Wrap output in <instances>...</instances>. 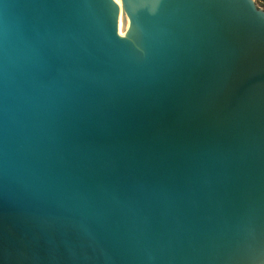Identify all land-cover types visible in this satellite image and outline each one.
<instances>
[{
  "label": "water",
  "instance_id": "obj_1",
  "mask_svg": "<svg viewBox=\"0 0 264 264\" xmlns=\"http://www.w3.org/2000/svg\"><path fill=\"white\" fill-rule=\"evenodd\" d=\"M117 1L0 0V264H264V9Z\"/></svg>",
  "mask_w": 264,
  "mask_h": 264
},
{
  "label": "rangeland",
  "instance_id": "obj_2",
  "mask_svg": "<svg viewBox=\"0 0 264 264\" xmlns=\"http://www.w3.org/2000/svg\"><path fill=\"white\" fill-rule=\"evenodd\" d=\"M257 5L264 9V0H255Z\"/></svg>",
  "mask_w": 264,
  "mask_h": 264
},
{
  "label": "bare ground",
  "instance_id": "obj_3",
  "mask_svg": "<svg viewBox=\"0 0 264 264\" xmlns=\"http://www.w3.org/2000/svg\"><path fill=\"white\" fill-rule=\"evenodd\" d=\"M117 1V0H116ZM118 3H119V1H117ZM119 31H120V33L121 34H123L122 32H121V14H120V18H119Z\"/></svg>",
  "mask_w": 264,
  "mask_h": 264
}]
</instances>
